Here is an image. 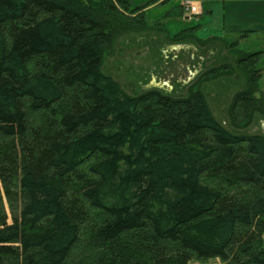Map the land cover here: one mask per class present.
<instances>
[{"label":"trees","instance_id":"1","mask_svg":"<svg viewBox=\"0 0 264 264\" xmlns=\"http://www.w3.org/2000/svg\"><path fill=\"white\" fill-rule=\"evenodd\" d=\"M137 12L0 0V264H264V137L228 133L199 90L131 95L102 71L150 29ZM261 79L233 118L264 112Z\"/></svg>","mask_w":264,"mask_h":264},{"label":"rangeland","instance_id":"2","mask_svg":"<svg viewBox=\"0 0 264 264\" xmlns=\"http://www.w3.org/2000/svg\"><path fill=\"white\" fill-rule=\"evenodd\" d=\"M128 1L139 9L135 16L145 17L150 29L117 39L104 57L102 71L131 95L159 90L179 98L199 90L213 117L228 133L264 137V112L256 110L249 118L238 119L233 118L232 112L235 95L249 89L252 74L262 78L253 89L255 98L264 105V57L249 53L252 48L248 45L238 47L235 39L228 41L211 33L202 16L182 10L181 0Z\"/></svg>","mask_w":264,"mask_h":264},{"label":"crops","instance_id":"3","mask_svg":"<svg viewBox=\"0 0 264 264\" xmlns=\"http://www.w3.org/2000/svg\"><path fill=\"white\" fill-rule=\"evenodd\" d=\"M199 4L209 31L224 40L249 46V53L263 52L264 0H191Z\"/></svg>","mask_w":264,"mask_h":264},{"label":"built area","instance_id":"4","mask_svg":"<svg viewBox=\"0 0 264 264\" xmlns=\"http://www.w3.org/2000/svg\"><path fill=\"white\" fill-rule=\"evenodd\" d=\"M184 9L185 12L191 15H199L200 14V9H199V4L194 3V2H185L184 3Z\"/></svg>","mask_w":264,"mask_h":264}]
</instances>
